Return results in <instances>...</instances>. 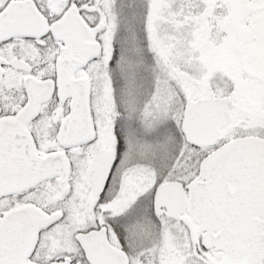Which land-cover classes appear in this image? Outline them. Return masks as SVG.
<instances>
[{
  "label": "snow or ice",
  "instance_id": "snow-or-ice-1",
  "mask_svg": "<svg viewBox=\"0 0 264 264\" xmlns=\"http://www.w3.org/2000/svg\"><path fill=\"white\" fill-rule=\"evenodd\" d=\"M0 264H264V0H0Z\"/></svg>",
  "mask_w": 264,
  "mask_h": 264
}]
</instances>
